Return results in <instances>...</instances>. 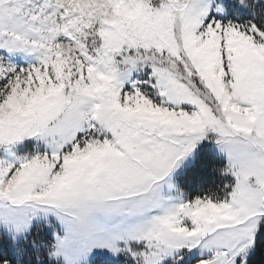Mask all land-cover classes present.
Listing matches in <instances>:
<instances>
[{"label":"snow or ice","instance_id":"6c2138e0","mask_svg":"<svg viewBox=\"0 0 264 264\" xmlns=\"http://www.w3.org/2000/svg\"><path fill=\"white\" fill-rule=\"evenodd\" d=\"M205 142L230 179L171 175ZM0 264H252L264 250V0H0Z\"/></svg>","mask_w":264,"mask_h":264},{"label":"trees","instance_id":"16d2710c","mask_svg":"<svg viewBox=\"0 0 264 264\" xmlns=\"http://www.w3.org/2000/svg\"><path fill=\"white\" fill-rule=\"evenodd\" d=\"M225 160L216 156L212 149L205 145L198 151L195 162L189 166L178 178V185L181 190L190 194H203L209 189H214L217 184L222 183L230 177H221L214 168L223 167ZM11 241L9 238L0 239V252L11 253ZM102 261L97 259L95 263ZM252 264H264V250L258 251L252 257Z\"/></svg>","mask_w":264,"mask_h":264},{"label":"rangeland","instance_id":"374dc122","mask_svg":"<svg viewBox=\"0 0 264 264\" xmlns=\"http://www.w3.org/2000/svg\"><path fill=\"white\" fill-rule=\"evenodd\" d=\"M205 145L209 146L216 156L222 157L225 160V157L217 151L214 145L209 144L207 142H205L202 145H199L194 150L192 155L189 156L184 162H182L180 167L171 175L170 182L175 186V188H179L178 178L181 176V174H183V172L189 166H191L195 162L199 149ZM97 259H102V261L95 263ZM126 261L127 258L125 256L123 255L113 256L112 253H110L107 249L104 250L97 249L89 257V264H126Z\"/></svg>","mask_w":264,"mask_h":264}]
</instances>
